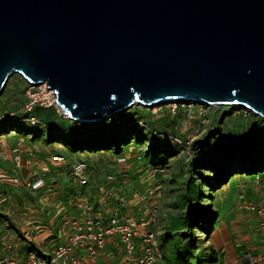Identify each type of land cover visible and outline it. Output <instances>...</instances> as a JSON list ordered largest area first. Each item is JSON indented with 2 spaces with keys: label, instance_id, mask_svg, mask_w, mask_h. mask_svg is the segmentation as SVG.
<instances>
[{
  "label": "water",
  "instance_id": "water-1",
  "mask_svg": "<svg viewBox=\"0 0 264 264\" xmlns=\"http://www.w3.org/2000/svg\"><path fill=\"white\" fill-rule=\"evenodd\" d=\"M14 76L83 124L174 101L264 117V0H0V96Z\"/></svg>",
  "mask_w": 264,
  "mask_h": 264
},
{
  "label": "rangeland",
  "instance_id": "rangeland-1",
  "mask_svg": "<svg viewBox=\"0 0 264 264\" xmlns=\"http://www.w3.org/2000/svg\"><path fill=\"white\" fill-rule=\"evenodd\" d=\"M43 90V87H33L30 84H28L26 81H24L23 78L19 76H14L7 84L5 91L0 96V114L2 115H9V117H12L14 114L19 113V117H22L23 119L26 118L27 113L25 112L26 106L29 103V92L30 95L34 91ZM11 94V95H10ZM182 108H177L180 106ZM233 107H210L205 106L197 103H184V102H178V103H165L161 106H155L150 108H144L142 106H134L131 109L120 113L116 116H123V117H131L132 120H136V123L140 126V130L137 131L138 134H127L126 139L127 143H122L119 141L120 148H125L123 151V155L127 157V166L129 164H133L131 168L136 164L137 170L134 168L138 174H143L140 177H144L146 175V171L144 169L150 168V157L147 155L144 156V154L148 151L151 153V149L149 148V140L148 134L150 133V130L157 131L156 135L151 134L152 137H155V141H159L160 138L163 143L162 147L167 142L169 145V150L166 153L165 151L159 149L158 151H154V154L160 159V163H158L157 167L154 169H157L160 172V174L156 178V183H159V192L157 193V206L159 211V218L161 221V229L165 230V225L167 222H169V219L171 217H177L180 214L179 208L176 207V199L180 195V193H183L184 191V179L187 174L186 167L189 164V161H191L193 158L199 156L200 158V164L201 165H207V167L200 166L197 168H193V171L195 172V180L198 183H201L204 185V190H202L201 200L204 201V203H199L200 209H204L206 207H209L208 205H211L212 202L214 204L218 205V211L220 212V219L219 222L215 225V231H217L222 224H224V228L226 227L227 223L231 222V215L230 212L233 211L234 205L232 202H235V204L240 205V199L242 200L244 197V194H240L237 197V199H234L231 201H226L225 195L223 192L224 189L227 188L228 185L234 184L237 178L245 177L244 175H236L235 177L231 178V182L229 184L223 186L221 190H215V188H212L209 190V186L203 181V178L213 177L215 178L213 170H210L208 165L210 163H207V160L204 158H209L210 160L215 161L220 154H222L223 150L226 148L229 143H226L224 141L222 142H214V138L218 137V132L214 131L216 129L215 123L217 120H219L221 132L224 130L222 129L223 126L225 128L229 124L228 118H224V112H227L231 110ZM43 109L40 107H36V114L38 118L41 120L46 121V124H52L56 125L58 122H61L63 120L60 119L59 114L57 113L56 108L55 109ZM34 110V112H35ZM237 110V113H240L236 118L238 120H235L234 118L231 120L230 127H234L240 123V120H243L245 123L247 120H251L252 116L249 112L246 110H242L239 108H235ZM240 111V112H238ZM33 112V113H34ZM235 112V111H233ZM223 115V116H220ZM220 116V117H219ZM112 117L111 119H114ZM248 118V119H247ZM68 123H72L71 120H66ZM128 122V121H127ZM252 123L254 120L251 121ZM104 123V122H103ZM94 124H101V123H94ZM84 125V124H82ZM93 124H90L92 126ZM244 125V123L242 124ZM25 126L27 127V131H32V126L29 123H26ZM122 126V125H121ZM79 127V126H78ZM43 129V126H42ZM80 130L83 129V127L78 128ZM94 131H97L98 128L92 127ZM79 130V131H80ZM227 130V129H225ZM224 130V131H225ZM246 131V129H244ZM219 132V134H221ZM13 133H16V131H13V128L11 126L7 127L6 134H1V137H8L9 135H13ZM16 135H20L17 134ZM21 137H31L29 134H21ZM86 134L83 136L85 137ZM138 137V141L137 138ZM82 138V137H81ZM31 139V138H30ZM34 139V138H33ZM238 139V135L234 133V138L231 140L232 142L236 141ZM26 140V139H25ZM29 141V139H27ZM176 140L180 141V143H177ZM264 140V136H263ZM21 141V140H20ZM54 141V140H53ZM213 141V146L210 145L209 142ZM30 142V141H29ZM63 142L61 141H55V145L61 144ZM65 145V144H64ZM71 148L69 144H66V147L68 146ZM200 145H205L204 148H198ZM104 146V145H103ZM106 146V144H105ZM115 145L109 144L107 147H101V146H94V150L91 149H85L82 148L81 150H78L76 152H71L73 155L78 156L79 162H85L97 166H101L102 172H99V174H96V176H103L106 172H111L112 169H116V171H120V177L122 178H130V173L128 172V169L130 168H121V165H117L116 162L117 158L119 156V153L115 152ZM47 152L42 155L41 159H50L54 154H59L60 156L66 158V163L64 166L66 167V178L62 179L59 183V188H64L63 191L59 193V196H61L62 200H65L68 198L74 199L76 197L75 190L73 185L70 183L71 175H72V161H68L69 154L66 150L61 151H55L51 146L47 147ZM116 153V154H115ZM154 156V155H151ZM155 157V156H154ZM117 163V164H116ZM115 164L117 165L115 167ZM140 164V165H138ZM59 165V163L57 164ZM60 166V165H59ZM111 168V170H110ZM132 172V171H131ZM135 172V173H136ZM130 174V175H129ZM137 175V174H135ZM91 174L88 178V186L89 183H92V177ZM97 176V177H98ZM134 176V175H133ZM165 182V183H164ZM67 187L69 188V191H67ZM79 187V186H78ZM80 188V187H79ZM157 188V187H156ZM77 192V190H76ZM255 193V192H254ZM222 194V195H221ZM208 196V197H207ZM40 197L43 199L48 198V194H41L37 196H31L26 190L20 189V190H12L9 192V195L7 196L6 203L4 204L3 208L0 209V214L2 217L3 222H5V217L8 220L9 223L15 224V228H9L6 229L5 225L3 227H0V231L2 234H9L10 239L19 247H26V249L23 250L24 252H27L30 243L32 244L33 241H29L30 239L25 237L24 234L22 236L20 235L21 232V226L19 223V220L24 217V214L27 213L28 210L31 209H37V214L33 217L34 219L37 218L38 222H46L45 220H48L46 217V214L43 213L45 210L44 206L40 203ZM240 198V199H239ZM245 199V197H244ZM243 199V200H244ZM242 200V201H243ZM25 203L28 205V207H25ZM62 203H65L68 206V201ZM19 205L22 207L18 208ZM242 205V204H241ZM24 207V208H23ZM28 208V209H27ZM50 208V207H49ZM136 211V210H135ZM143 211L141 212V215L143 216ZM47 223V222H46ZM54 222H52L53 224ZM214 231V230H213ZM195 236L198 237V242L201 243V249H211L210 246L206 243L208 237L211 236V234H206L205 232L196 231ZM33 240V237H30ZM163 238V236H162ZM25 239V240H24ZM6 245L11 244L12 242L9 240L7 242H4ZM34 245L36 243H33ZM32 244V245H33ZM33 245V246H34ZM168 247L167 242L165 244L163 243L162 246H160L161 251L163 252L164 248ZM208 247V248H205ZM37 248H40V246ZM212 250V249H211ZM210 250V251H211ZM206 253V252H205ZM209 253V252H208ZM205 254V257L208 259L211 255ZM222 255L219 256L218 262H222L223 264V258H221Z\"/></svg>",
  "mask_w": 264,
  "mask_h": 264
},
{
  "label": "crops",
  "instance_id": "crops-1",
  "mask_svg": "<svg viewBox=\"0 0 264 264\" xmlns=\"http://www.w3.org/2000/svg\"><path fill=\"white\" fill-rule=\"evenodd\" d=\"M11 95V94H10ZM31 137H21L22 135H9L8 137H1L0 135V202L3 208L5 201L9 192L12 190H26L32 197L41 194H48V198L43 199L40 197V203L44 206V212L48 220L46 222H38L37 218H33L37 214V209L28 210L19 220L21 226V232L25 237L29 238V241L36 243L34 246L38 250L45 248V246H50L51 249L61 245L63 243V227H62V215L60 211L62 208L72 209V203L74 199L71 198L68 206L62 201L59 193L64 190V188H59V183L62 179L66 178V158L63 163L53 162L52 158L55 156L62 157L59 154H54L50 159L46 161L42 158V155L47 152V147L51 146L55 151L66 150L69 154L68 161H72V164L78 163V156L71 153V148L66 147L64 143L55 145L48 144L44 134H29ZM31 138V139H30ZM34 138V139H33ZM26 139V140H25ZM29 139V141L27 140ZM21 140V141H20ZM21 145L23 151V164L21 168H17L13 161V149ZM117 165L115 164V167ZM90 174L92 183H89V187L79 188L78 183L71 181L75 190L76 199L80 197H89L90 202L93 204L94 208L102 211L107 220L110 219L111 209H118L119 215L125 217L126 215H133L136 217V223L143 218L141 217V212L144 213L145 203H140L137 205L134 200L131 198L133 193H142L147 188V183L144 178H141V174H137L134 171V166L131 168V164L127 167L128 172L131 174L130 178L124 179L127 181L124 185H121L122 179H114L113 188L119 191L120 196L124 199L120 202H115V200H109L107 204H103L105 189L108 188L106 185L107 174H115V169L111 172L104 173L103 176H96L99 172H102L101 166L90 164ZM111 170V168H110ZM132 171V172H131ZM136 172V173H135ZM137 174V175H135ZM134 175V176H133ZM42 179L44 181V186L39 190H32L30 187H27L28 183H35ZM88 182V180H87ZM260 182H256L253 178H237L234 184H230L225 188L223 194L225 195L226 201H233L237 199L236 196L244 194L243 201L240 199V205L235 204L233 211L230 212L231 222L220 226L217 231H214L211 239V247L215 250L216 264L218 258L222 255L223 264H254L252 263L251 258L257 257L260 254L264 253V232L259 226L261 217L254 213H248L245 210L247 203L255 201L257 198H262L264 190L262 193H259ZM224 188V187H223ZM77 190V192H76ZM67 191L69 188L67 187ZM255 192V193H254ZM222 195V194H221ZM75 199V200H76ZM157 195L155 197V201ZM158 201H156L157 203ZM242 204V205H241ZM25 207L28 205L25 203ZM22 207L19 205L18 208ZM50 207V208H49ZM24 208V207H23ZM28 209V208H27ZM136 210V211H135ZM71 211V210H70ZM76 215L75 212H71L70 215ZM144 215V214H143ZM0 227L11 226L10 228H15V224L6 222L8 221L5 217V222L2 221L4 217L0 215ZM52 222H54L52 224ZM159 223V222H158ZM161 223V221H160ZM148 228V227H147ZM6 229H8L6 227ZM149 229V228H148ZM156 232H162L160 224L155 227ZM144 230V229H143ZM0 231V254L4 253L6 249V244L4 242L9 241V234H2ZM33 237V240L30 237ZM25 240V239H24ZM123 245L120 243L118 237H112L107 239L105 246V251L100 255L99 261L105 262L107 264H117L123 262L125 257L123 256ZM164 256V255H163ZM157 264H166L164 257L159 258ZM222 264V262H221Z\"/></svg>",
  "mask_w": 264,
  "mask_h": 264
},
{
  "label": "trees",
  "instance_id": "trees-1",
  "mask_svg": "<svg viewBox=\"0 0 264 264\" xmlns=\"http://www.w3.org/2000/svg\"><path fill=\"white\" fill-rule=\"evenodd\" d=\"M177 108H182L181 105ZM44 109V108H43ZM235 111V112H233ZM235 108L224 112V118H228V126L222 127L221 132L220 122L217 120L215 123L218 132V137L214 138V142H226L229 145L221 149L222 154L213 161L209 158H204L207 163H210L208 167L213 170L215 178L208 177L203 178V181L209 186V190L215 188V190H221V188L232 180L231 178L236 175H245V177L253 178L255 176L264 177V121L250 113L252 119L247 120L245 123L240 120V123L234 127H230L231 120L236 118L240 113H237ZM240 112V111H238ZM19 113L14 114L12 117L9 115H2L3 120L0 125V135L6 134L7 127L11 126L13 131L17 134H39L42 133L46 137L48 144H53L55 141H61L65 145L71 146V152H76L82 148L94 150V146L107 147L109 144H113L116 147L115 152L119 155H123L125 148H120L119 141L127 143V134H140L137 133L140 130V126L136 123V120H132L131 117L116 116L114 119H109L101 124H93L92 126L84 124L80 125L76 122L68 123V121L58 122L56 125L46 124V121L40 120L36 114V110L33 113L34 117H37L42 127L34 128L32 131H27L26 123H29V115L25 119L19 117ZM223 116V115H220ZM219 116V117H220ZM254 120L252 123L251 121ZM128 121V122H127ZM244 123V125H242ZM30 124V123H29ZM122 125V126H121ZM79 126V127H78ZM83 127L82 130L78 129ZM92 127L98 128L94 131ZM33 128V126H32ZM246 129V131H244ZM80 130V131H79ZM152 131V130H150ZM154 132L157 133L155 130ZM221 132V134H219ZM234 133L238 135V139L234 142L231 140L234 138ZM86 134L85 137H83ZM82 137V138H81ZM149 148L144 156L150 157V164L152 166H158L160 159L154 154V151L159 149L165 151L169 150L167 142L162 147L163 141L159 138V141H155V137L148 134ZM138 141V137L136 138ZM54 140V141H53ZM213 141L209 142L213 146ZM106 144V146H105ZM104 145V146H103ZM68 146V145H67ZM69 147V146H68ZM205 145H200L198 148H204ZM116 154V153H115ZM154 155V156H151ZM200 166L207 167V165L200 164L199 156L189 161L187 174L184 179V191L176 199V207L179 208L180 214L177 217H171L169 222L165 225L164 234L161 236V246L167 242L168 247L164 248L163 254L166 264H216V256L211 252V256L207 259L205 257V249H201V243L198 242L195 236L196 231H203L206 234H212L215 225L219 222L220 212L218 211V205L212 202L209 207L200 209L199 203H204L201 200L202 190L204 185L198 183L195 180V172L193 168ZM165 183V182H164ZM208 197V196H207ZM218 215V219L214 223L215 217ZM11 227V226H10ZM210 238V237H208Z\"/></svg>",
  "mask_w": 264,
  "mask_h": 264
},
{
  "label": "built area",
  "instance_id": "built-area-1",
  "mask_svg": "<svg viewBox=\"0 0 264 264\" xmlns=\"http://www.w3.org/2000/svg\"><path fill=\"white\" fill-rule=\"evenodd\" d=\"M43 90L34 91L29 94V103L25 112L30 114L36 107L56 108L57 113L64 119H68V115L57 108L54 93L47 89L44 85ZM3 117L0 115V125ZM29 123L36 127L40 123L30 117ZM177 143L180 141L176 140ZM23 151L21 145L13 149V161L17 168H21L23 164ZM63 158L54 157L53 162H63ZM126 163L125 158H119L118 164ZM156 171H150V176L155 177ZM120 171L115 174L107 175L103 204H107L109 200L115 202L122 201L118 190L113 188V181ZM73 181L84 187L87 185L89 177L88 165L85 162H79L73 165L72 175ZM43 185L42 181L34 183L32 189L36 190ZM27 187H30L28 184ZM154 198V191L148 189L143 195L135 196L136 202H147ZM2 203L0 202V206ZM246 209L251 213H257L260 217V227L264 232V196L254 203L247 205ZM72 210L76 215H70L68 209H61L62 227H63V243L53 250H45L42 254L34 250L22 253V248L12 243L6 245L3 254H0V264H107L99 261L100 255L105 251L108 238L118 237L123 245V262L117 264H156L160 257L158 250L157 235L152 230L157 226V209L149 207L144 212V217L138 225L133 216L126 215L121 217L119 210L111 209L110 219L107 220L102 211L94 208L89 197L77 198L72 203ZM149 229H148V228ZM144 229V230H143ZM254 264H264V253L253 259Z\"/></svg>",
  "mask_w": 264,
  "mask_h": 264
},
{
  "label": "clouds",
  "instance_id": "clouds-1",
  "mask_svg": "<svg viewBox=\"0 0 264 264\" xmlns=\"http://www.w3.org/2000/svg\"><path fill=\"white\" fill-rule=\"evenodd\" d=\"M21 78H23L24 79V81H26L28 84H30L31 86H33V87H39V86H41V85H38V86H34V85H32V83H30V81L29 80H27V79H25L24 77H21ZM44 85V84H43ZM178 102H184V103H195V102H188V101H174L173 103H178ZM168 103H172V102H168ZM162 104H165V103H162ZM161 103L159 104H156V105H154V106H149V107H147V106H144V105H135V106H142V107H144V108H150V107H155V106H161L162 105ZM197 104H201V103H197ZM56 105H57V108H59L62 112H65V114L66 115H68V119H64V118H62V116H60L59 115V117H60V119L61 120H71V118H70V114L67 112V111H64L63 109H61L59 106H58V104H57V101H56ZM201 105H205V106H210V107H220V108H222V107H233V108H239V109H242V110H246L247 112H249V113H253L255 116H257V117H260L263 121H264V117L260 114V113H258L257 111H255L254 109H252L251 107H249L248 105H243V106H238V105H232V106H211V105H208V104H204V103H202ZM40 108H43V107H40ZM44 109H47V108H44ZM48 109H51V108H48ZM53 109H55V108H53ZM52 109V110H53ZM35 110V109H34ZM34 112V111H33ZM33 112L32 113H30V114H27V115H29V117H34V115H33ZM0 115H2V114H0ZM34 118H36L37 119V117H34ZM30 119V118H29ZM29 119H27L28 120V122H29ZM38 120V119H37ZM109 120V119H108ZM39 121V120H38ZM72 121V120H71ZM107 121V120H106ZM72 122H76V123H78V124H80V125H82L83 123H80V122H77V121H72ZM40 123V122H39ZM87 125H90V124H87ZM38 127H42V125H41V123L38 125V126H36V127H33V128H38ZM150 133L151 134H154V135H156V132H154V131H150ZM55 157H58V156H55ZM54 158V157H53ZM53 158H52V161H53ZM60 158H63V160L65 161V158L64 157H60ZM119 158H125L126 159V163L125 164H123V165H121L120 167L123 169V168H127L128 166H127V157L125 156V155H122V156H119L118 158H117V160H116V162L118 163V159ZM63 161V162H64ZM63 162H58V163H63ZM82 162V161H81ZM79 163V162H78ZM116 163V164H117ZM74 164H77V163H74ZM87 165H88V170H89V176L91 175L90 174V168H89V164L87 163ZM117 165H119V164H117ZM133 165V164H132ZM131 165V166H132ZM138 165H140V164H138ZM73 167V166H72ZM137 167V165L135 164L134 165V168H136ZM149 167L150 168H148V169H144V171L145 170H147L146 171V175L144 176V177H141V178H144L145 180H146V183H147V188L144 190V192H142V193H133L132 195H131V198L134 200V197L135 196H140V195H143L148 189H152L153 191H154V198H152V199H150L149 201H147V202H135V200H134V202L136 203V204H134V205H137V204H142V203H145V208H144V212L149 208V207H155L156 209H157V224L159 225L160 224V226H161V223H160V218H159V211H158V206H157V204L158 203H156V201L154 200L155 199V197H156V195H157V193L159 192V186H160V184L159 183H156V178H157V176L160 174V172L161 171H159V170H157V169H154L155 167H157V166H152L151 164L149 165ZM138 168V167H137ZM137 168H136V170H137ZM150 171H156V173H155V177H153V176H150ZM119 171H116V169H115V173H118ZM109 174H113V173H108L107 175H109ZM138 174V173H137ZM106 175V176H107ZM141 175H143V174H141ZM245 176V175H244ZM89 178V177H88ZM121 177H120V174L118 175V176H116V179H120ZM122 179V178H121ZM125 178H123L122 179V182H121V185H124L125 183H127V181L126 180H124ZM253 179H255V181L258 183V182H260V185H259V190L260 191H258L259 193H262L263 192V190H264V177H261V176H255V177H253ZM71 180L73 181V179H72V177H71ZM88 180V179H87ZM39 181H42L43 182V185L40 187V188H38V189H36V190H39V189H41L43 186H44V181L42 180V179H40ZM39 181H37V182H35V183H38ZM231 182V181H230ZM76 183V182H75ZM106 183V182H105ZM28 184H30V188L32 189V185L34 184V183H28ZM79 185V184H78ZM28 186V185H27ZM88 186V182H87V185L86 186H84V187H82V186H80L79 185V187H81V188H86ZM157 187V188H156ZM33 190V189H32ZM119 192V191H118ZM120 195V194H119ZM263 196H264V193H263ZM262 196V197H263ZM121 197V196H120ZM75 199L76 198H74V201H75ZM121 199L122 200H124L122 197H121ZM259 199H261V198H257L255 201H251V202H249V203H247V205H249L250 203H254V202H256V201H258ZM70 201L71 200H69L68 202L70 203ZM73 201V202H74ZM247 205L245 206V210L248 212V213H251V212H249L247 209H246V207H247ZM2 206V205H1ZM0 206V207H1ZM62 209H64V208H62ZM70 212H73V210L71 209V208H67ZM254 214H257V213H254ZM1 215V214H0ZM258 215V214H257ZM130 216H133V215H130ZM1 217V216H0ZM141 217H144V215L143 216H141ZM133 218H134V220H136V217L135 216H133ZM61 219H62V217H61ZM218 219V215L215 217V220H214V223L216 222V220ZM141 221V220H140ZM140 221H139V223H137L138 225L140 224ZM7 222V221H6ZM159 222V223H158ZM4 225H5V223H4ZM259 226H260V223H259ZM7 228L9 229L10 228V226H7ZM155 233H156V235H157V243H158V250H159V252H160V257L162 256V258L164 257L163 255V252L161 251V248H160V246H161V240H160V238H161V236L164 234V230H162L161 229V233L159 232H156V229L155 228H153L152 229ZM214 231H215V228H214ZM214 231L212 232V234H211V236H210V238H208L207 239V244L210 246L209 248H211V249H206L205 250V254H207L208 252V254H211V252H213L214 254H215V256H217V254H216V252H215V250L211 247V239H212V236H213V233H214ZM22 248V251L24 250V249H26V247L24 246V247H21ZM56 248V247H55ZM205 248H208V247H205ZM47 249H49V250H53V249H51V247L50 246H45V248H43V249H41V250H38L35 246H33L31 243H30V247H29V249H28V251H30V250H34V251H36L37 253H39V254H42V252L43 251H45V250H47ZM211 250V251H210ZM159 257V258H160ZM253 259H255V257H252L251 258V260H252V263H253ZM159 260V259H158ZM158 260H157V262H158ZM157 264V263H156Z\"/></svg>",
  "mask_w": 264,
  "mask_h": 264
},
{
  "label": "bare ground",
  "instance_id": "bare-ground-1",
  "mask_svg": "<svg viewBox=\"0 0 264 264\" xmlns=\"http://www.w3.org/2000/svg\"><path fill=\"white\" fill-rule=\"evenodd\" d=\"M46 86V85H45ZM168 103V102H167ZM202 104V103H201Z\"/></svg>",
  "mask_w": 264,
  "mask_h": 264
}]
</instances>
